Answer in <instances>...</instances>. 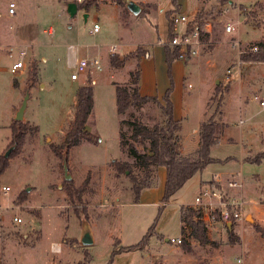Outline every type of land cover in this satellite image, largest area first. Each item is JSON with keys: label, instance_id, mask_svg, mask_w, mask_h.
<instances>
[{"label": "rangeland", "instance_id": "obj_1", "mask_svg": "<svg viewBox=\"0 0 264 264\" xmlns=\"http://www.w3.org/2000/svg\"><path fill=\"white\" fill-rule=\"evenodd\" d=\"M72 1L75 2L0 0V153L10 146L11 123L27 91L30 98L27 117L23 121L39 127L38 132L28 130L19 153L11 156L9 166L1 176L0 264H77L83 260L85 250L90 255L89 264H104L113 249L137 243L153 223L155 234L150 236L147 245L141 250L119 252L123 259L131 264H144L142 251L149 244L153 256L148 264H264V237L249 225L255 223L249 212L259 213L264 218V159L241 166L230 162L232 164L227 168L209 164L175 192L163 208V182L159 176L155 185L147 188L151 192L136 197L128 172L116 176L111 165L113 158L133 163V158L119 145L118 121L122 116L115 110L114 89L105 87L102 82V77L107 78L109 74L117 82H123L127 65L115 68L107 62L113 54L111 47L115 44L114 51L124 52L125 44L132 46L133 50L128 54L118 55L126 62L144 55L146 43L161 39L163 46L171 45L172 38L167 39L168 22L176 14L191 18L196 0H176L179 9L171 0L142 4L143 11L148 12L137 15L128 11L125 4L120 8L110 4L116 0H93L70 18L66 7ZM12 2L17 5L13 14L9 12ZM202 6L203 11L208 12L206 18L212 24V31L200 36L195 55L188 45L184 57H179L185 73L179 77L180 86L175 95L185 114L184 129L189 132L198 124L203 109L206 116L215 111L222 95L219 109L224 110L225 130L233 142L227 138L220 141L211 148L210 154L225 158L219 159L223 162H217L224 163L230 155L239 156L243 144H249L255 151L263 150L264 111L252 96L264 92V62H242L239 56L251 43L264 39V0H231L224 5L218 0H203ZM158 7L163 11L157 12ZM191 19L194 23L195 16ZM95 20L100 30L91 33ZM228 24L233 25L231 32L225 31ZM172 27L174 36L175 32L179 33V27ZM68 44L81 51H91V58L101 56L102 68L96 70L90 65L87 76L82 73L78 80H71L72 70L65 66L64 55ZM20 59L25 62L24 66L14 75L11 68ZM34 67L38 82L27 89L29 73ZM135 67H132L134 72L138 71ZM94 77L97 85L86 128L97 134L100 141L97 144L81 142L71 150L67 162L68 172L76 184L83 181L88 170L91 171L94 192L84 196L86 219L77 217L65 201L63 164L51 144L62 142L77 108V89L80 85L90 84ZM17 84L25 90L21 91ZM216 87L220 92H216ZM246 100L247 107L243 106ZM157 114L158 108L147 103L130 108L123 117L126 120L138 117L151 125ZM120 129L124 136L130 134L128 124H121ZM221 169L235 170L242 180V188L236 192H240L244 200V219L231 228L232 241L228 238L229 229L223 225L218 230L206 231V243L193 238L196 242L189 245V251L198 257L195 262L187 263L177 254L187 252L181 248L187 242L176 244L165 242L164 238L182 235L179 211L185 205L180 204L193 202L200 177L209 178L212 172ZM3 186H10L11 190L5 193ZM100 187L102 191L98 198L96 193ZM17 217L23 222H17ZM157 230L162 233V238ZM234 231L240 234L241 245L235 244L239 238ZM85 233L92 236V245L82 242Z\"/></svg>", "mask_w": 264, "mask_h": 264}, {"label": "trees", "instance_id": "obj_2", "mask_svg": "<svg viewBox=\"0 0 264 264\" xmlns=\"http://www.w3.org/2000/svg\"><path fill=\"white\" fill-rule=\"evenodd\" d=\"M93 0H84L77 5L78 9L88 7ZM221 5L231 3V0H218ZM171 3L178 6L176 0H171ZM116 4L121 6L125 4V0H116ZM126 10V9H125ZM208 12L201 9L195 15L194 23L188 25V31L194 27L198 28L201 35L203 25L207 21ZM172 21L168 22L167 39L173 36ZM164 60L167 65L169 86L163 92L161 99L156 95H141L139 92V70L129 73L130 79L126 84L115 85V108L116 113L122 116L119 122V145L123 152H126L133 158V163L122 161L117 158L111 160V165L115 169V175L128 172V176L132 180V189L136 197L141 194L143 189H147L155 185L157 180V169L162 166L165 168V181L161 203L163 206L168 202L169 198L177 192L192 176L202 170L211 163L223 162L211 156V148L218 143L220 135L225 127V123L221 121L223 112L221 107V96L217 103L215 111L203 120L198 128L199 143L195 150L189 153H182L180 147V130L181 120L174 115V105L171 100V93L174 89V81L172 77V63L180 57V47L177 45L163 46ZM242 62H264V39L254 41L247 49L240 52L239 56ZM125 58L120 59L118 54L110 55V65L120 67L125 62ZM38 82V73L36 67L29 73L27 89L36 85ZM216 92H220L217 90ZM227 88V87H226ZM77 108L74 116L69 123L67 130L63 136V140L59 144H51L52 150L62 160L69 159L71 150L86 141L92 144H97L100 138L97 134L92 133L86 128L88 118L92 112L94 104L93 86L90 84L79 86L76 92ZM152 103L158 108V114L153 124H145L138 117L132 120H126L123 116L132 107H141L144 104ZM130 126V134L124 136L120 129L121 124ZM12 140L10 146L16 143V148L9 158L4 156L5 152L0 153V188L1 176L9 166L11 156L17 155L19 149L24 144L28 130L32 129L39 131L37 125H32L29 122L13 120L11 123ZM9 146V147H10ZM8 147V148H9ZM264 159V150L257 152L253 156H248L245 161L250 163H259ZM225 162V160H224ZM68 165V164H67ZM63 170V165L61 166ZM69 167V166H68ZM91 171L88 170L85 178L79 184H76L73 179L65 180L63 177L62 188L65 195V201L72 207L74 214L81 218H88L87 204H85L84 196L87 193L94 192L91 186L93 185ZM210 186H216L212 181L208 182ZM181 220L190 227L191 235L200 243H206V229L196 219H194V211L188 206L180 208ZM254 229L264 237V228L257 223H253ZM155 229L154 223L147 229L142 238L135 244L121 246L113 249L106 264H111L115 254L122 251L141 250L144 248L150 236H153ZM230 241L234 239V233L228 231ZM185 251H189L188 244H183L181 247ZM90 255L85 250L83 260L77 264H89Z\"/></svg>", "mask_w": 264, "mask_h": 264}, {"label": "crops", "instance_id": "obj_3", "mask_svg": "<svg viewBox=\"0 0 264 264\" xmlns=\"http://www.w3.org/2000/svg\"><path fill=\"white\" fill-rule=\"evenodd\" d=\"M126 1L127 0H125V3H126ZM132 1H134L137 4L140 5L141 8H140V12L139 13H141L143 11V9H144L143 6H142V4L148 5V4H158V3L160 4L161 3L160 0H156V1L132 0ZM106 4H108V3H106ZM110 4L117 5L116 2H112ZM102 5H105V4H102ZM202 5H203V0H196V6H195V10H194L193 16H195L198 11H200L201 9L204 8ZM117 6L119 7V5H117ZM162 11H163L162 8L161 7H158L157 12H162ZM143 12H144V14H146L148 12V10H145ZM191 18H189V19L192 20ZM205 23H210V22L207 20ZM211 27H212V24H211ZM211 31H212V29H211ZM50 32L51 33L53 32V34L55 33V31H52V30H50ZM91 33H93L92 32V29H91ZM208 34H210V33H208ZM68 45H70V44H68ZM146 45H148V47H147V51H146V53L144 55H142L140 57H137L136 56L135 58H131V59L127 60L126 62H124L122 64V66H120V67H123L124 65L125 66L127 65L126 66V69L123 72V80H122L123 82H117V80H115V78H112V76L109 74V77H107V78H103L102 77V82H104V86L105 87H109V88H113L114 89V93H115V85L116 84H121V83L126 84L128 82L129 73L131 71H133L132 67L133 66H136L135 68H138V70H139V82H138V86H139V92H140V94L141 95H156L158 97V99H161V96H162L163 92L169 86V80H168V76H167V67H166V64L164 62V49H163V45H162V40L161 39H158L157 42L146 43ZM132 50H133L132 49V46H127L125 44L124 45V50H123L124 52L114 51L113 53H116V54L122 56V55L128 54ZM83 51H81V50H79V49L76 48V55H77V57H87V58H91L90 57L91 51H87V50H83ZM65 53H66V49H65ZM88 53H89V56H88ZM110 53L111 52H109L107 54V57H108V55H110ZM92 54H94V53H92ZM95 54H98V53H95ZM96 57L101 58V56H99V55H96ZM43 60H46V58L43 57ZM107 62L109 63V60L108 59H107ZM182 64H183L182 59H177V60H175L172 63V77H173V81H174V89H173V91L171 93V100H172L173 105H174V115H175L176 118H178V119L181 120V130H180V147H181V152L184 153V154H186V153L192 152L193 150H195L197 148L198 143H199V137H198V128H199V125H200V123L203 120L206 119V117L208 115L206 116V114L204 112V109H203V111H201L200 114H199L198 124L196 125V127L195 128H192V130L190 132L189 131H185L184 126H183L184 125L183 124V121H184V118H185V114L179 108V103L177 102L176 95H175V94H177V90L179 89V86H180L179 85V82H180L179 81V77L183 76V74L185 73L182 70V66H183ZM1 69H6V68H1ZM84 73L87 76V71L84 72ZM86 76L82 79V82H84V80L86 79ZM79 78H80V76H79ZM201 80H204L203 77H201ZM90 83L93 86V94H94L95 85H97V78L94 77L92 79V82H90ZM17 86L20 87V85H18V84H17ZM80 86H82V85H80ZM20 90L22 91V90H25V89L24 88L22 89V87H20ZM248 105H249V103H248L247 100L245 102H243V106L247 107ZM16 107H17V105L13 109V113H12L13 115L16 112L15 111V108ZM115 110H116V108H115ZM222 112H223V115H224V110H222ZM25 113H26V111H25ZM223 115H222L221 121L223 123H225L223 121ZM26 117L27 116L25 114V118ZM120 119L118 121V127H119ZM240 119L242 120V118H240ZM240 119H239V121H240ZM226 124L227 123H225V125ZM239 124H241V123L239 122ZM225 127H224V129H223V131H222V133L220 135V139H219L218 143L220 141H223L226 138H227L228 141L233 142L232 138H230L228 136V133L225 130ZM261 141H262V138H261ZM262 143H263V150H264V142L262 141ZM243 146L244 147L242 149V152L239 154V156L230 155V156H228L229 157V160L225 161L224 163H211V164H215V165L221 166L222 168L223 167L224 168H227L228 166H230V164H232L230 162H233V163H236V164H238V165L241 166L243 163H246L247 162V161H245V158L246 157L253 156L257 152H259V151L253 150L250 147V145L247 144V143L246 144H243ZM214 158H216V157H214ZM216 159H225V158H216ZM157 175L160 177L161 181L163 182V186H164V181H165V168L162 167V166L158 167V169H157ZM114 178L115 179H118L119 177L114 176ZM239 178L240 177L238 175V172H236L235 170H225V169L222 170L221 169L219 171L212 172L211 173V176L209 178L203 179L202 177H200L198 179V181H197V192H196L195 196L197 195V193L199 192V190L201 188H203L204 186H208V184H209L208 182H211L212 181L216 185V187H218V189H220V191L224 194V196H226V197H241L243 199V197L241 196L240 192H239V194H238V192H236V189H239L240 190L242 188V180H241V178L240 179ZM229 181H237V182L241 183V186L240 187H229L227 185V183ZM96 190H97V188H96ZM101 191H102V189L100 187L98 189V193H96V195H98V198L100 196V192ZM149 192H151V189L150 190L143 189L141 191V194L140 195L143 196V194H148ZM162 193H163V191H162ZM193 201H194V199H193ZM192 203H189V202L188 203H182V204H180V206L181 205L190 206V205H192ZM249 214H251L253 216L255 223H257L262 228H264V218L259 213L254 214V213L249 212ZM179 215H180V211H179ZM180 219H181V217H180ZM180 221H181V230H182V235L181 236H184L185 237L184 241L187 242L186 244H188V246L190 244H194L196 241H193V238L194 237L191 235V229H190V227L188 225H186L182 220H180ZM249 225H251L253 227V224H249ZM219 226H222V225L219 224V223L214 224L212 226L213 228L210 227L206 231H208L209 229H217L218 230ZM222 227H224V226H222ZM234 232L236 233V236H238V238H239V241L236 242L235 244H240L241 245L242 238H241L240 234L238 232H236V231H234ZM156 233L158 235H160L161 238L163 237L162 233L159 230H157ZM89 237H90V239L92 241L90 245H92L93 244V238H92V236H90V234H89ZM155 238H157V237H155ZM164 241L165 242H168V238L167 237L164 238ZM189 249H190V246H189ZM142 252L144 253V255H142L143 256L142 259L144 260V264L150 263V258L153 256L152 255L153 252L150 251L149 244H148L146 250L145 251H142ZM190 252L191 251H187V252L184 253V251H183V253H177V254L181 258H185V260L187 261V263L195 262L196 261V258L198 256L197 255H194V254H191ZM121 254L122 253L115 254L113 256V258H112L111 264H131L128 260L123 259V257H121ZM159 254L162 255V256H164V257L166 255L165 253H159ZM106 263H107V260L104 262V264H106ZM176 264H178V263H176Z\"/></svg>", "mask_w": 264, "mask_h": 264}, {"label": "built area", "instance_id": "obj_4", "mask_svg": "<svg viewBox=\"0 0 264 264\" xmlns=\"http://www.w3.org/2000/svg\"><path fill=\"white\" fill-rule=\"evenodd\" d=\"M83 1L84 0H75V3L79 4ZM16 7V3L12 2L10 4L9 12L12 14L15 13ZM171 21L173 26L179 27V33L175 32L170 44L180 47L181 58L184 57V51L188 45L191 47V53L195 55L198 51V45L201 36L198 28L194 27L191 31H188L187 28L191 23V20L185 15L176 14L175 16L171 17ZM211 29L212 27L210 23H205L203 25L204 33H211ZM232 29V24H228L225 27L226 32H231ZM99 30V23L95 21L92 24V32L97 33ZM115 48L116 45L114 44L110 49L111 52H114ZM22 55H25V52H22ZM24 63L25 62L23 60L17 61L12 66L11 72L14 75H17L18 72L23 68ZM90 65L94 66L96 70H100L102 68L99 57H77L76 46L73 44L67 45L65 66L72 70L70 73L71 80H78L80 74L86 72ZM252 98L258 102L260 109L264 111V92L262 94H254ZM239 122L242 123L243 120L240 119ZM227 185L229 187H240L241 183L237 181H229ZM2 189L5 191V193H8L11 190L10 186H3ZM188 207L194 211V219L199 221L205 227V229L210 228L217 223L229 229L227 224H230L232 228L234 224L242 222L244 219V200L241 197H226L216 186L208 185L201 188L194 197L192 205ZM16 220L19 223L23 222L21 217H17ZM184 239V236H179L177 238L172 237L168 239V241L181 244Z\"/></svg>", "mask_w": 264, "mask_h": 264}, {"label": "water", "instance_id": "obj_5", "mask_svg": "<svg viewBox=\"0 0 264 264\" xmlns=\"http://www.w3.org/2000/svg\"><path fill=\"white\" fill-rule=\"evenodd\" d=\"M126 8L134 15H137L140 12V5L137 4L136 2L132 1V0H127L126 1ZM66 11L69 15L70 18H73L78 11V7L77 4L75 2H69L67 3V7H66ZM218 82V81H216ZM30 98V93L29 91L26 92L22 104L20 106V108L17 110L16 116H15V120H19L22 121L25 117V111L28 105V100ZM16 143H14L13 145H11L8 150L5 152L4 156L6 158H9L10 155L12 154V152L15 150L16 148ZM63 174H64V179L65 180H70L71 179V175L68 172V165H67V160L64 158L63 159ZM228 228L231 229V225L227 224ZM82 242L84 243V245H89L91 244V239L89 237V233H85L84 237L82 238Z\"/></svg>", "mask_w": 264, "mask_h": 264}]
</instances>
